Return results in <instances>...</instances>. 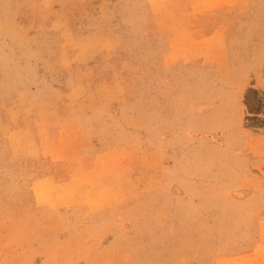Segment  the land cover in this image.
Returning a JSON list of instances; mask_svg holds the SVG:
<instances>
[{"label": "rangeland", "instance_id": "1", "mask_svg": "<svg viewBox=\"0 0 264 264\" xmlns=\"http://www.w3.org/2000/svg\"><path fill=\"white\" fill-rule=\"evenodd\" d=\"M0 264H264V0H0Z\"/></svg>", "mask_w": 264, "mask_h": 264}, {"label": "bare ground", "instance_id": "2", "mask_svg": "<svg viewBox=\"0 0 264 264\" xmlns=\"http://www.w3.org/2000/svg\"><path fill=\"white\" fill-rule=\"evenodd\" d=\"M203 124V123H202ZM198 125H200V124H198ZM202 126H204V125H202Z\"/></svg>", "mask_w": 264, "mask_h": 264}]
</instances>
